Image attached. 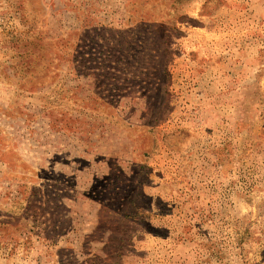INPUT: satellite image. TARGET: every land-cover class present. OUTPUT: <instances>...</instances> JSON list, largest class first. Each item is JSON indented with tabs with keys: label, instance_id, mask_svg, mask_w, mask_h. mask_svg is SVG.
Segmentation results:
<instances>
[{
	"label": "rangeland",
	"instance_id": "rangeland-1",
	"mask_svg": "<svg viewBox=\"0 0 264 264\" xmlns=\"http://www.w3.org/2000/svg\"><path fill=\"white\" fill-rule=\"evenodd\" d=\"M0 264H264V0H0Z\"/></svg>",
	"mask_w": 264,
	"mask_h": 264
}]
</instances>
